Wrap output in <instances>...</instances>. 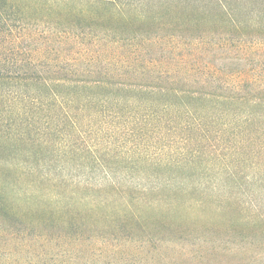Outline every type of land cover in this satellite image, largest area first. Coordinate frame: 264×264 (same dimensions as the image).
<instances>
[{
	"label": "trees",
	"instance_id": "16d2710c",
	"mask_svg": "<svg viewBox=\"0 0 264 264\" xmlns=\"http://www.w3.org/2000/svg\"><path fill=\"white\" fill-rule=\"evenodd\" d=\"M256 2L0 0V264L185 261L148 218L258 220L234 181L264 147ZM191 169L224 183L188 196Z\"/></svg>",
	"mask_w": 264,
	"mask_h": 264
},
{
	"label": "rangeland",
	"instance_id": "374dc122",
	"mask_svg": "<svg viewBox=\"0 0 264 264\" xmlns=\"http://www.w3.org/2000/svg\"><path fill=\"white\" fill-rule=\"evenodd\" d=\"M255 13L264 9V0H257L255 6H253ZM264 11V10H263ZM264 12H262L263 16ZM261 19V25H264V17ZM243 18L242 16H238ZM124 30L120 24H114ZM257 38L259 50L256 51L255 60L257 58L258 64L261 68H264V29H257ZM217 64H230L233 67L234 64L229 59H216ZM91 140L92 137L90 136ZM8 151H0L1 156H7ZM254 169L247 168L245 171L241 170V166L237 169V175L234 181L240 186L239 199L245 202V207L255 208L258 215V220L254 223H248L245 220L242 226H227L219 224L213 226L206 224L205 222H197L191 224L189 222H179L174 217L169 219H158L148 218L142 227L147 234L157 235L169 239L171 245L167 253L170 255L174 250L173 247L186 246L193 250L192 255L194 258L189 260H183L185 258L179 256L177 260L165 259L163 260H151L149 257L139 261L138 259L132 258L128 260V264H264V147L257 148L254 156ZM203 170H177L175 175L177 176V182H185L187 184H193L195 190L193 192L186 193L190 196H199L200 186L211 184V182L219 183L220 186L224 183L223 177L215 174V171L210 172L211 174L203 173ZM254 174L253 183L249 181V177ZM215 175V177H214ZM181 180V181H180ZM233 181V180H230ZM229 182V181H228ZM155 184V182H151ZM232 184V182H231ZM189 186V185H188ZM235 188L234 190H236ZM195 192V193H194ZM250 205V206H249ZM241 205L239 212L236 216H243L247 213L246 208ZM30 217V216H29ZM30 221L32 219H29ZM162 222H161V221ZM165 221V222H164ZM185 223V224H178ZM0 224L7 226L9 220L0 218ZM13 225V224H12ZM54 225V228L52 226ZM188 225V226H187ZM191 225V228H189ZM79 226V225H78ZM42 227L46 230L55 231L56 216L47 220L42 224ZM140 232V231H139ZM143 239V238H142ZM158 243V242H156ZM157 245V244H155ZM154 245V247H155ZM206 254L197 252L199 246ZM172 249V250H171ZM154 253V251H151ZM201 253V254H200ZM178 254V253H177ZM201 255L204 257H201ZM122 264V263H121ZM124 264H127L124 262Z\"/></svg>",
	"mask_w": 264,
	"mask_h": 264
}]
</instances>
